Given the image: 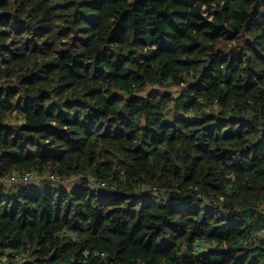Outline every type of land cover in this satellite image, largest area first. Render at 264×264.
Returning a JSON list of instances; mask_svg holds the SVG:
<instances>
[{"label": "trees", "instance_id": "16d2710c", "mask_svg": "<svg viewBox=\"0 0 264 264\" xmlns=\"http://www.w3.org/2000/svg\"><path fill=\"white\" fill-rule=\"evenodd\" d=\"M28 170L81 179L0 182V264H264V0H0Z\"/></svg>", "mask_w": 264, "mask_h": 264}, {"label": "built area", "instance_id": "2783aa9c", "mask_svg": "<svg viewBox=\"0 0 264 264\" xmlns=\"http://www.w3.org/2000/svg\"><path fill=\"white\" fill-rule=\"evenodd\" d=\"M47 178L49 180L55 181L57 183H62L65 184L67 179H63L59 176H57L56 174H49L47 176ZM42 177L40 176L38 171H34V170H28L22 174H17V173H11L5 176H2L0 178V182L6 184V185H12V184H16L19 182H23V183H31V182H38L41 181ZM88 180L89 182L97 187H104V188H108V183L102 179L97 178L96 176L93 175H88ZM256 236L257 237H264V229L259 230L256 232Z\"/></svg>", "mask_w": 264, "mask_h": 264}, {"label": "rangeland", "instance_id": "374dc122", "mask_svg": "<svg viewBox=\"0 0 264 264\" xmlns=\"http://www.w3.org/2000/svg\"><path fill=\"white\" fill-rule=\"evenodd\" d=\"M169 90H171L175 95H178L179 94V90H180V88L179 87H176V86H173V87H171ZM40 174V176L42 177V180L44 181L46 178H47V176L49 175V172H42V173H39ZM80 176H72V177H70V178H67V180H66V185L68 186V187H71V186H73L74 185V183H76V182H79L80 181ZM10 187H13V185H9Z\"/></svg>", "mask_w": 264, "mask_h": 264}]
</instances>
